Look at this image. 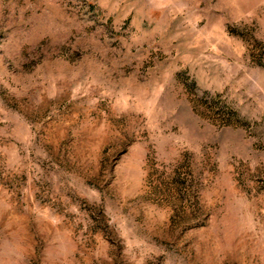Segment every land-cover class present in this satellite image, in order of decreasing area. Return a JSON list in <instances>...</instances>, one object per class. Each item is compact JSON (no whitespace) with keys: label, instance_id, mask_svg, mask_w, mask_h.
<instances>
[{"label":"rangeland","instance_id":"rangeland-1","mask_svg":"<svg viewBox=\"0 0 264 264\" xmlns=\"http://www.w3.org/2000/svg\"><path fill=\"white\" fill-rule=\"evenodd\" d=\"M0 264H264V0H0Z\"/></svg>","mask_w":264,"mask_h":264}]
</instances>
